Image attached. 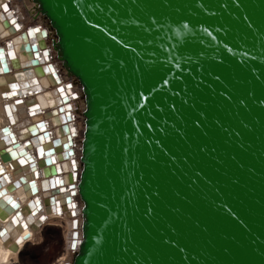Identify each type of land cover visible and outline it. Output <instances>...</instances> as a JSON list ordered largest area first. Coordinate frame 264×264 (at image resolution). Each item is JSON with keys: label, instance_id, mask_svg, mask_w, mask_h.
<instances>
[{"label": "water", "instance_id": "obj_1", "mask_svg": "<svg viewBox=\"0 0 264 264\" xmlns=\"http://www.w3.org/2000/svg\"><path fill=\"white\" fill-rule=\"evenodd\" d=\"M32 1L85 103L72 264H264V0Z\"/></svg>", "mask_w": 264, "mask_h": 264}, {"label": "bare ground", "instance_id": "obj_2", "mask_svg": "<svg viewBox=\"0 0 264 264\" xmlns=\"http://www.w3.org/2000/svg\"><path fill=\"white\" fill-rule=\"evenodd\" d=\"M36 14L32 0H0V49L6 52L0 59V264H72L79 248L72 240L82 224L85 103L81 86L58 57L54 31ZM33 27L44 34L28 40L22 33ZM48 63L54 72L46 71ZM66 111L74 126L71 146L63 138ZM13 144L20 159L11 155ZM66 198L75 202V215Z\"/></svg>", "mask_w": 264, "mask_h": 264}, {"label": "snow or ice", "instance_id": "obj_3", "mask_svg": "<svg viewBox=\"0 0 264 264\" xmlns=\"http://www.w3.org/2000/svg\"><path fill=\"white\" fill-rule=\"evenodd\" d=\"M6 7V6H5ZM13 23H15V21H13ZM0 54H2V50H0ZM13 87H15V85H13ZM16 205H14L15 207ZM23 240V237H21L20 240L17 241V243H20ZM73 247H75V244H73Z\"/></svg>", "mask_w": 264, "mask_h": 264}, {"label": "rangeland", "instance_id": "obj_4", "mask_svg": "<svg viewBox=\"0 0 264 264\" xmlns=\"http://www.w3.org/2000/svg\"><path fill=\"white\" fill-rule=\"evenodd\" d=\"M52 242H49L48 245L46 246V249L49 250L51 248Z\"/></svg>", "mask_w": 264, "mask_h": 264}]
</instances>
